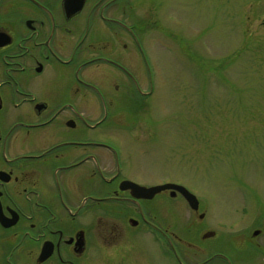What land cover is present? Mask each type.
Listing matches in <instances>:
<instances>
[{
    "label": "flooded vegetation",
    "instance_id": "1",
    "mask_svg": "<svg viewBox=\"0 0 264 264\" xmlns=\"http://www.w3.org/2000/svg\"><path fill=\"white\" fill-rule=\"evenodd\" d=\"M137 24L127 0H0V264H264L262 193L229 210L222 189L188 188L194 206L124 187L176 183L132 158L127 113L153 91Z\"/></svg>",
    "mask_w": 264,
    "mask_h": 264
},
{
    "label": "rangeland",
    "instance_id": "2",
    "mask_svg": "<svg viewBox=\"0 0 264 264\" xmlns=\"http://www.w3.org/2000/svg\"><path fill=\"white\" fill-rule=\"evenodd\" d=\"M127 2L153 84L125 123L141 128L139 180L172 179L208 198L222 189L229 210L237 191L264 195V0ZM172 204L182 226L186 205Z\"/></svg>",
    "mask_w": 264,
    "mask_h": 264
},
{
    "label": "water",
    "instance_id": "3",
    "mask_svg": "<svg viewBox=\"0 0 264 264\" xmlns=\"http://www.w3.org/2000/svg\"><path fill=\"white\" fill-rule=\"evenodd\" d=\"M124 187L126 189H131L133 195L142 198H152L156 193L164 189H174L178 190L192 205H197V198L193 195L185 186L175 183H167L163 185H157L152 187L142 186L132 181H125Z\"/></svg>",
    "mask_w": 264,
    "mask_h": 264
}]
</instances>
